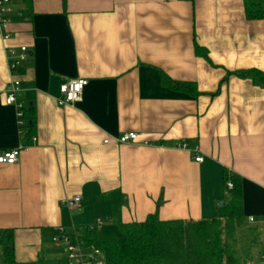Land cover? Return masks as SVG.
Instances as JSON below:
<instances>
[{
	"label": "crops",
	"instance_id": "crops-1",
	"mask_svg": "<svg viewBox=\"0 0 264 264\" xmlns=\"http://www.w3.org/2000/svg\"><path fill=\"white\" fill-rule=\"evenodd\" d=\"M11 7L12 37L0 35V153L25 149L17 164L0 165V230L14 232L16 264L66 261L52 242L60 228L95 232L100 243L101 227L120 236L153 214L223 221L232 179L249 227L264 232V82L241 76L264 75V0ZM22 45L24 136L6 104L7 51ZM75 78L88 80L82 101L59 106L61 85ZM129 132L137 142H116ZM76 195L82 208L70 211L64 202Z\"/></svg>",
	"mask_w": 264,
	"mask_h": 264
},
{
	"label": "trees",
	"instance_id": "trees-1",
	"mask_svg": "<svg viewBox=\"0 0 264 264\" xmlns=\"http://www.w3.org/2000/svg\"><path fill=\"white\" fill-rule=\"evenodd\" d=\"M241 76L264 82V75L258 71H248ZM166 85L177 90H191L193 87V84L169 79H166ZM232 180L234 189L223 221H162L158 214H153L143 223L123 226L116 242L98 243L93 237L95 232L83 231V234L89 242L105 251L106 264H250L244 260L242 251L230 242L235 240L239 228L248 226L243 210L242 186L237 180ZM250 231L256 233L251 228ZM0 262L16 264L12 230H0ZM41 264L67 262L42 261Z\"/></svg>",
	"mask_w": 264,
	"mask_h": 264
},
{
	"label": "built area",
	"instance_id": "built-area-1",
	"mask_svg": "<svg viewBox=\"0 0 264 264\" xmlns=\"http://www.w3.org/2000/svg\"><path fill=\"white\" fill-rule=\"evenodd\" d=\"M11 5L12 0H0V35L4 39L12 37L9 18V13L12 11ZM7 52L11 84L7 91L6 104L15 107L18 128L20 134L24 136L28 128V120L25 113V105L20 99L24 92V88L22 83L17 80V76L20 75L23 64L29 58V48L26 45H22L18 48L9 47ZM87 85L88 80L85 78L71 79L62 84L60 87L62 98L58 100L59 106H73L82 101L84 90ZM138 138L137 133L129 132L116 138V142L119 144L135 143L138 141ZM33 140L37 141L35 138ZM110 142V139H106L104 144H109ZM182 147L186 148L187 145L184 144ZM24 149L23 146H20L14 150L0 153V165L17 164ZM195 161L203 163L204 157L198 155ZM226 185L228 192L234 189L233 182L228 181ZM64 205L70 211L80 210L82 208V196L76 195L66 200ZM250 220H252V218ZM102 225V220H98L96 229H99ZM52 242L54 246L63 250L67 264H106L107 258L105 251L98 245L89 242L79 228L74 227L71 232H67L64 228H60L58 235L53 238ZM261 244L264 246V237L261 240ZM250 264H264V250L259 253V260L251 262Z\"/></svg>",
	"mask_w": 264,
	"mask_h": 264
},
{
	"label": "rangeland",
	"instance_id": "rangeland-1",
	"mask_svg": "<svg viewBox=\"0 0 264 264\" xmlns=\"http://www.w3.org/2000/svg\"><path fill=\"white\" fill-rule=\"evenodd\" d=\"M97 237L100 243H112L119 239V234L112 233L101 227L100 231H97ZM263 237L264 232L259 235L258 233L253 234L248 225L247 227L239 228L236 232L235 240H231L230 242L233 246H237L238 250L242 251L245 261L256 262L259 258V252L264 250V246L261 244ZM187 242L188 244L190 243L189 236ZM64 255L65 253L58 251V256L63 257Z\"/></svg>",
	"mask_w": 264,
	"mask_h": 264
}]
</instances>
